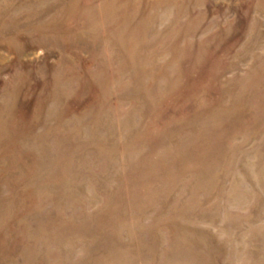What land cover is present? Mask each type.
Masks as SVG:
<instances>
[{
	"label": "rangeland",
	"instance_id": "obj_1",
	"mask_svg": "<svg viewBox=\"0 0 264 264\" xmlns=\"http://www.w3.org/2000/svg\"><path fill=\"white\" fill-rule=\"evenodd\" d=\"M0 264H264V0H0Z\"/></svg>",
	"mask_w": 264,
	"mask_h": 264
}]
</instances>
